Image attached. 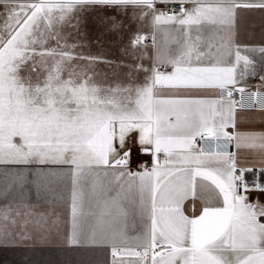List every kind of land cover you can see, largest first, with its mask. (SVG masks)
Segmentation results:
<instances>
[{"label":"snow or ice","instance_id":"obj_1","mask_svg":"<svg viewBox=\"0 0 264 264\" xmlns=\"http://www.w3.org/2000/svg\"><path fill=\"white\" fill-rule=\"evenodd\" d=\"M104 9L138 24L137 59L151 40L150 64L128 65L126 83L98 81L95 65L113 62L68 42L88 12L108 31L125 28ZM240 9L264 11V0H0V165L41 166L0 172V196L12 200L0 209V239L43 238L47 217L28 205V191L59 183L68 191L67 245L109 247L113 264L124 254L143 264H264V204L248 196L264 187L246 181L255 169L239 165L236 151L196 143L224 140L264 160V132L235 130L240 84L257 69L243 53L264 61V46L242 52L235 43ZM208 91L224 95H200ZM133 134L152 156L136 172ZM197 200L199 214H186ZM133 212L143 230L131 239L142 251L121 247Z\"/></svg>","mask_w":264,"mask_h":264},{"label":"rangeland","instance_id":"obj_2","mask_svg":"<svg viewBox=\"0 0 264 264\" xmlns=\"http://www.w3.org/2000/svg\"><path fill=\"white\" fill-rule=\"evenodd\" d=\"M157 7L164 9L165 5L158 4ZM103 11L108 14H115L117 19H124L125 28L119 32L108 31L106 27H102L96 22V12H88L85 13L83 17L79 34L73 33L68 37V42L70 44L79 42L83 45V47L76 49L77 52H83L86 55L102 56L106 60L113 62L111 65L104 63L95 65L92 71L97 73L96 79L98 81L112 83L113 81L120 80L126 83L129 79L127 74L130 71L128 65L143 63L145 67H147L150 64L151 51H147L143 60L137 59L136 57L139 56L140 49H133L130 46V38L137 30L138 24L133 23L129 26L127 16H121L119 13H114L113 10L109 9H104ZM131 12L132 9H128L129 15ZM65 31L67 32L71 30L65 29ZM142 31L148 32L147 27H144ZM233 32L235 43L242 46V52L244 46H264V11L258 9L238 10ZM243 54L252 55V58L256 60L257 69L256 75L249 76L247 79L243 80L240 86L264 88V81H261L260 79L261 75H264V61L260 60V54ZM137 78L143 79V76L139 75ZM136 139L137 138L135 137V140L133 141V139L130 138L127 143V148L132 149L133 144L137 146ZM131 153L132 160H134V162L136 161L134 165L130 167L131 171H140L141 169L138 167L139 164L137 162L142 159L137 157L134 151ZM151 161L152 159L149 160L150 163H148V161H144V163H147V165L150 166ZM6 167L13 171L23 168L25 171L35 172L39 171L41 166L0 165V172ZM49 167L55 168L56 166ZM50 187V192H40L33 187L28 191V195L38 193L37 195L41 197H47L50 196L52 191H67L66 186L59 183H53ZM4 201V197L0 196V205L3 204ZM43 202L48 203L50 200L45 199ZM74 252L75 253H71L70 250V253H67L53 248H25L21 252H15L14 250L10 251V249L0 246V264H68L67 260L70 261L69 264H106V256L102 250L76 247Z\"/></svg>","mask_w":264,"mask_h":264},{"label":"crops","instance_id":"obj_3","mask_svg":"<svg viewBox=\"0 0 264 264\" xmlns=\"http://www.w3.org/2000/svg\"><path fill=\"white\" fill-rule=\"evenodd\" d=\"M159 40L160 37H157ZM148 51H151V45L147 46ZM245 87V86H244ZM264 89V88H261ZM200 95L206 98H218L220 96L219 92H203ZM236 131L240 132H264V111L261 110H236ZM233 131V129H229ZM136 134L132 135L133 141L135 140ZM137 138V137H136ZM198 146V145H197ZM135 152L137 157H140L142 160L137 162L148 161L152 159L150 154H142L140 146L137 143V146L132 145L131 152ZM232 151L237 152L238 163L241 166L252 167V168H261L264 167V160L261 159L260 155L255 152H248L242 150H235L232 148ZM136 162V161H135ZM134 160H132L130 167L134 165ZM148 167H151L148 166ZM131 170V168H130ZM198 191H200L198 189ZM38 193H33V195H28L27 203L32 207V210L36 214H44L47 217V223L45 225L47 231L43 234V238L39 233H33L32 238L30 239H14V240H2L0 239V246L14 250L15 252L22 251L25 248H53L61 250L62 252L75 253L74 249L76 247H70L67 245V235L70 233V215H69V206H68V191L57 190L52 191L50 196L41 197L37 195ZM43 194V193H42ZM30 196V197H29ZM250 202H255L258 200L260 203L264 204V192L252 191L248 193ZM45 199L50 200V202L45 203ZM3 204L0 205V209L7 207L12 203L11 197H4ZM201 210V203L199 200L196 201L195 208H192L191 201L186 204V214L193 215L199 214ZM55 222V223H53ZM29 228H32V225H29ZM142 222L138 215L134 212L130 214L127 220L126 232L129 237V241L126 245H121V247L136 249L142 251V249L136 248V241L131 239L138 236L142 232ZM91 250H102L106 256V264H113V257L110 252L109 247H85ZM69 264L70 261L67 260ZM115 264H143L139 257L132 255L124 254L115 258Z\"/></svg>","mask_w":264,"mask_h":264},{"label":"built area","instance_id":"obj_4","mask_svg":"<svg viewBox=\"0 0 264 264\" xmlns=\"http://www.w3.org/2000/svg\"><path fill=\"white\" fill-rule=\"evenodd\" d=\"M175 7V6H174ZM147 46L151 45V40L145 41ZM246 91L243 94V106L238 107L242 110H261L264 111V89L257 87H245ZM257 92L253 102L251 93ZM224 95L220 93V96ZM233 99L237 102L241 101V94L238 92L233 93ZM197 145L199 148H203L207 152L213 151H232V147L224 140H213V139H197ZM255 170L246 176V181L249 185H252L253 181L258 177L259 184L264 187V175L259 172L260 168H254Z\"/></svg>","mask_w":264,"mask_h":264}]
</instances>
